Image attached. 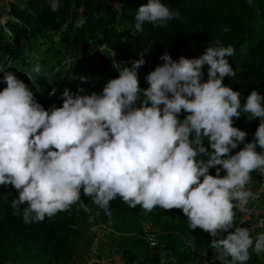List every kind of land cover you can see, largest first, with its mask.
Wrapping results in <instances>:
<instances>
[{
  "label": "clouds",
  "instance_id": "clouds-1",
  "mask_svg": "<svg viewBox=\"0 0 264 264\" xmlns=\"http://www.w3.org/2000/svg\"><path fill=\"white\" fill-rule=\"evenodd\" d=\"M48 6L56 12L60 0ZM179 15L162 0H148L136 11L135 27H164ZM234 55L218 40L194 58L173 60L165 52L145 75L146 88L139 81L141 58L121 67L99 93L65 88L57 97L62 106L47 109L16 73L2 72L0 187L18 194L13 214L25 224L41 223L70 210L83 194L110 215L119 198L144 213L180 210L189 229L212 238L209 247L221 264H247L250 249L260 256L264 232L253 238L252 229L237 226L235 209L245 212L256 198L246 187L251 174L264 176V95L251 90L242 105L241 93L223 83L235 81ZM56 93L52 88L48 95ZM242 115L259 120L250 142L234 126Z\"/></svg>",
  "mask_w": 264,
  "mask_h": 264
},
{
  "label": "trees",
  "instance_id": "trees-1",
  "mask_svg": "<svg viewBox=\"0 0 264 264\" xmlns=\"http://www.w3.org/2000/svg\"><path fill=\"white\" fill-rule=\"evenodd\" d=\"M119 1L120 6L116 7L110 0H60L59 10L52 12L48 0H24V4L13 0L6 28L0 29V75L4 71L16 73L47 109L53 104L62 106L57 97L65 88L72 92L80 89V77L86 78L87 88L92 83H106L118 76L121 67L130 66L141 58L145 63L139 69V81L140 86L146 88V82H141L140 70L147 64L154 70L163 63L160 59L163 53H169L173 60L180 56L194 58L206 47L215 46L218 40L223 46L231 45L235 49V55L229 58L236 72L235 81L225 77L223 83H231V87L241 93V101L246 100L251 90L264 95V2L162 0L171 11L179 12V17L164 27L145 23L143 32H138L136 11L148 0ZM51 36H58L59 40ZM100 45L112 56L98 53L88 63L91 66L99 63L97 75L105 82L95 79L97 76L86 75L83 67L89 54ZM66 51L72 62L62 69L53 61ZM36 66L40 67V73L34 71ZM5 86L0 83V90ZM52 88H56L57 93L50 97L48 93ZM258 124L259 120L249 122L243 115L234 122V126L248 133L249 142ZM210 174L214 175L215 170H210ZM10 189V186L0 187V192H10ZM88 209L99 211L102 222L111 221L115 231L130 243H118L124 264H134L137 260L142 264H203L206 240L199 229H189L187 218L180 210L167 212L156 208L144 213L139 205L130 208L117 198L111 202L108 215L83 194L70 210L31 224H25L22 215L13 214L11 201L3 200L0 264H73L80 247L82 225L88 221ZM147 216L164 232L160 236L164 243L162 251L153 250L140 239L142 221ZM169 216L176 218L170 220ZM250 264L257 263L253 260Z\"/></svg>",
  "mask_w": 264,
  "mask_h": 264
},
{
  "label": "rangeland",
  "instance_id": "rangeland-1",
  "mask_svg": "<svg viewBox=\"0 0 264 264\" xmlns=\"http://www.w3.org/2000/svg\"><path fill=\"white\" fill-rule=\"evenodd\" d=\"M13 0H0V29L3 27V29L6 28V21L10 18V13H9V10H10V3L12 2ZM20 1L22 4H24V0H18ZM112 2L113 5H115L116 7H119L120 6V1L119 0H110ZM264 2V0H260V2ZM60 37V35H59ZM59 37L58 36H51V38H54L55 41H58L59 40ZM97 46L98 45V42L96 43ZM99 54H104L106 56H112L111 52L109 53L108 52V49L105 48V46H101L100 45V48L97 47L95 48L94 51H92L87 60L88 61H85V63L83 64V67L86 69L85 70V73L86 75H89V76H97L95 77V79L97 78L100 82H105L103 80V78H100L98 77V70H99V63L98 62H95V64H93V66L90 65V60L95 58L97 55ZM62 56H59L57 57L56 59H54L53 63L59 67V68H62L64 69L65 66L69 65L72 61V59L69 58V56H67V51L66 52H62L61 54ZM103 80V81H101ZM105 83H101V84H95V83H92L91 85H89V87L87 88V84L84 82H81L80 84V88H83L85 89V92L86 93H91V92H97L99 93L101 90H102V87ZM227 86H232L231 83H227L226 84ZM245 101L242 100L241 101V104L243 105ZM11 190V191H10ZM8 191L11 192V197L7 198L9 201H12L13 198H15L18 194L16 193V191L14 189H10ZM7 192V191H6ZM4 200V198H3ZM2 198H0V205H2ZM236 211V210H235ZM88 221L86 224H83L82 225V231H83V235L81 237V239L79 240V250H78V254H77V257L75 258V261L73 262L74 264H85V256H88V250L90 252L92 246H94V236H95V231H94V226L95 225H92L91 222H89L90 218H99V221H98V224H100V226H106L107 228L111 229L110 230V234L107 235V237L102 241V244L100 245L99 244V247H100V250H101V258L103 260H109L112 255L114 256V254L116 255L117 254V262L118 264H123V253L121 251V247L118 245V243L122 242V243H127L128 241L124 240L123 237L120 235V234H117V232L115 231V229L113 228V223L110 221V222H107V223H104L102 222L101 218H100V215L97 216L95 214V210H92V209H88ZM182 213V212H181ZM183 214V213H182ZM146 218L144 221H142V224L144 222H151L152 220L149 219V217H144ZM168 219H172V218H176L174 216H169L167 217ZM179 218V217H177ZM235 223L237 226H239V216L238 214L236 213V218H235ZM97 225V224H96ZM155 226V225H154ZM141 230H142V227H141ZM155 230H156V233L158 235H163L164 232L162 231V228L161 227H157L155 226ZM114 232V233H113ZM260 232H264V231H260ZM260 232H254L252 233V236L253 238H255V236L257 234H259ZM199 233L202 234L205 238V244H204V248H203V252H202V256L203 258H209L211 257L213 259L214 262H216L215 258V254L213 252V250L209 247V244L211 243V237L207 234V233H204L202 230L199 229ZM142 234V233H141ZM132 238V237H131ZM140 239H142V236L140 237ZM143 240V239H142ZM145 241V240H143ZM128 244H130L128 242ZM127 244V245H128ZM250 254H251V259L247 262V264H250L253 260H255V262L257 264H264V253H262L260 256H257L254 252L251 251L250 249ZM89 259V256L88 258ZM110 263V262H109Z\"/></svg>",
  "mask_w": 264,
  "mask_h": 264
},
{
  "label": "built area",
  "instance_id": "built-area-1",
  "mask_svg": "<svg viewBox=\"0 0 264 264\" xmlns=\"http://www.w3.org/2000/svg\"><path fill=\"white\" fill-rule=\"evenodd\" d=\"M151 71V64H147L140 70L141 82H145V75ZM252 179L246 186L256 196L255 199H250L245 212H241L237 207L235 210L239 216V226L249 227L252 229V233L264 231V225H261V221H264V176L259 175L257 172L251 174ZM11 192H0V198H4L5 202H10L7 198L11 197ZM97 216L100 215L99 211H95ZM99 218H90L94 226V246H92L90 254V264H109L110 260H103L101 258V250L99 244L110 234L109 228L106 226H100L98 224ZM97 224V225H96ZM142 239L154 250L162 251L164 243L161 241L160 235L156 233L155 226L152 222H144L142 224ZM216 262L211 257L203 258V264H221L217 258Z\"/></svg>",
  "mask_w": 264,
  "mask_h": 264
},
{
  "label": "crops",
  "instance_id": "crops-1",
  "mask_svg": "<svg viewBox=\"0 0 264 264\" xmlns=\"http://www.w3.org/2000/svg\"><path fill=\"white\" fill-rule=\"evenodd\" d=\"M111 2V1H110ZM112 3V2H111ZM115 6V5H114ZM114 233V232H113ZM117 234H119V233H117ZM83 235V234H82ZM121 251H122V249H121ZM88 253H89V250H88ZM122 253H123V251H122ZM88 256H89V259H87L88 258ZM88 256H85V258H84V260H85V264H90V254H88ZM110 259V263L109 264H118V263H116L117 262V254L115 255L114 254V256L112 255L111 257H109ZM75 261V260H74ZM124 254H123V264H124ZM6 264H19V263H17V262H8V263H6ZM74 264V263H73ZM134 264H142L141 263V261L140 260H137Z\"/></svg>",
  "mask_w": 264,
  "mask_h": 264
}]
</instances>
